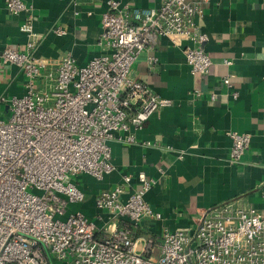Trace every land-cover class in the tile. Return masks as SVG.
<instances>
[{"label": "built area", "instance_id": "2783aa9c", "mask_svg": "<svg viewBox=\"0 0 264 264\" xmlns=\"http://www.w3.org/2000/svg\"><path fill=\"white\" fill-rule=\"evenodd\" d=\"M208 2L161 0L158 7H138L108 0L99 38L103 52L78 64L71 52L38 56L43 34L35 28L34 6L5 0L9 14L27 13L20 26L27 41L24 49L8 45L0 53L4 65L25 75L24 94L0 96V264H53L49 253L59 264H264V208L242 197L203 209L193 228H164L160 240L137 235L143 219L161 218L146 200L155 180L145 171L134 187L126 174L97 194L96 206L109 218L103 226L70 210L86 199L76 181L80 175L102 179L115 169L110 143H137L132 129L172 103L133 76L143 50L161 37L187 40L191 71L210 73L208 35L196 21ZM52 32L62 36L67 29L56 25ZM148 62L154 66L158 58L151 55ZM232 77L226 74L221 84L237 99ZM228 135L229 160L241 164L251 134Z\"/></svg>", "mask_w": 264, "mask_h": 264}, {"label": "crops", "instance_id": "0c3cea01", "mask_svg": "<svg viewBox=\"0 0 264 264\" xmlns=\"http://www.w3.org/2000/svg\"><path fill=\"white\" fill-rule=\"evenodd\" d=\"M24 1L34 6L35 28L43 34L38 56L58 58L71 52L78 64H85L103 52L99 38L108 0ZM118 1L138 7L161 4V0ZM26 16L9 14L5 0H0V53L8 45L25 48L27 36L20 26ZM196 21L208 35L204 48L213 59L210 73L191 71L184 54L187 40L174 37L175 43L161 37L153 48L143 50L133 65V76L172 103L154 113L141 129H132L137 143H110L112 172L102 179L87 174L77 178L86 199L71 204V211H82L103 226L109 218L96 206L97 194L122 183L126 174L134 187L140 171L155 180L146 200L161 218L143 219L137 235L152 234L160 240L166 227L193 228L203 209L235 197L264 208V0H210ZM56 25L64 26L67 33L54 34ZM151 55L158 58L154 66L148 62ZM229 73L237 99L221 84ZM24 81L23 71L4 65L0 57V96L24 94ZM228 131L251 134L241 164L229 160Z\"/></svg>", "mask_w": 264, "mask_h": 264}, {"label": "rangeland", "instance_id": "374dc122", "mask_svg": "<svg viewBox=\"0 0 264 264\" xmlns=\"http://www.w3.org/2000/svg\"><path fill=\"white\" fill-rule=\"evenodd\" d=\"M2 116L6 117V114H5V113H2ZM49 254H50V258H51L53 264H59V263H57L56 260L54 259V256H53L51 253H49Z\"/></svg>", "mask_w": 264, "mask_h": 264}]
</instances>
